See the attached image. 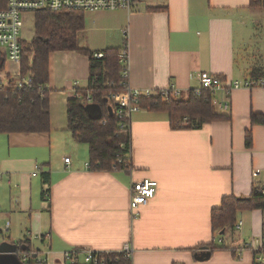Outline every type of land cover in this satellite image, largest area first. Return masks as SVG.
Masks as SVG:
<instances>
[{
  "label": "crops",
  "instance_id": "obj_1",
  "mask_svg": "<svg viewBox=\"0 0 264 264\" xmlns=\"http://www.w3.org/2000/svg\"><path fill=\"white\" fill-rule=\"evenodd\" d=\"M248 5L249 0H138L133 12H90L79 32L82 42L77 40L100 53L123 49L126 38L129 88L172 85L186 97L199 86L201 71L227 81L264 76V48L254 27L261 9ZM17 73L5 57L0 86L15 81ZM88 73L87 56L51 52L50 130L0 133V264H20V247L34 264H83V249L122 252L125 245L131 264L260 262L262 252L254 251L264 236L262 210L238 212L240 226L224 233L212 231L210 215L223 197L247 198L253 187H264V125L250 121L253 113L264 115V87L233 89L226 112L218 94L215 109L229 120L198 129H173L166 112L140 107L129 123L130 168L90 171L88 146L73 139L66 117V102L87 87ZM248 129L251 147L245 145ZM57 147H70L74 156ZM144 177L158 187L132 215L130 186ZM210 243L221 248L197 259L195 253Z\"/></svg>",
  "mask_w": 264,
  "mask_h": 264
},
{
  "label": "trees",
  "instance_id": "obj_2",
  "mask_svg": "<svg viewBox=\"0 0 264 264\" xmlns=\"http://www.w3.org/2000/svg\"><path fill=\"white\" fill-rule=\"evenodd\" d=\"M6 0H0V9ZM249 8L264 9V0H249ZM34 14V39L21 40L20 75L30 76V83L15 86L13 79L0 86V133H37L50 130L49 94V56L54 51H75L89 60L88 84L86 88L76 89L78 96L66 102L67 130L76 142L88 146V169L90 171H112L128 169L129 159L117 163L116 154L128 153L131 135L122 129L121 124L130 123L119 113V106L110 94L122 93L128 84L123 77L124 65L119 54L126 50L107 48L101 57L78 44L77 37L85 28L84 11L80 10H39ZM4 54H0V69L4 67ZM88 97V98H87ZM139 107L153 111L166 112L173 129H198L204 123L229 120V116L218 112L213 104V96L207 89L195 93L189 90L186 97L165 100L159 95L139 96ZM251 125H264L263 114H251ZM251 130H246L245 145L251 147ZM116 162L115 167L113 163ZM260 209L264 212V195L261 188L253 187L247 198L223 197L217 207L211 210L210 221L213 232L224 233L234 230L237 214L240 211ZM28 244V241L26 242ZM29 245V244H28ZM207 250L197 251L195 257L206 259L220 246L210 243ZM27 250L29 248L27 247ZM24 251L16 248L15 253ZM255 254L258 251H254ZM20 264H34L22 261ZM125 252H110L109 264H131ZM254 264H264L254 261Z\"/></svg>",
  "mask_w": 264,
  "mask_h": 264
},
{
  "label": "built area",
  "instance_id": "obj_3",
  "mask_svg": "<svg viewBox=\"0 0 264 264\" xmlns=\"http://www.w3.org/2000/svg\"><path fill=\"white\" fill-rule=\"evenodd\" d=\"M138 0H6L5 6L0 9V54H4L8 60L13 62L18 67L17 79L15 80V86L20 88L22 85H28L30 83V76L20 75V61H21V40L20 37V17L23 14L34 13L39 10H80L95 12L100 10H116L122 9L127 12H133L136 10ZM96 57H101L102 53H95ZM119 61L124 65L122 75L127 80V53L126 50H122L119 54ZM199 86L194 89L195 93H199L202 89H207L211 92L213 98L214 95L223 94L222 100L218 103V106L222 111L229 110V95L233 89L240 87H264V76L248 79H235L224 80L220 76L212 74L207 71H201L198 73ZM183 93L180 89L174 86H167L158 90L153 89H132L127 86L126 90L122 93L110 94L116 104L119 106V113L123 116L124 120H129L131 114L137 111L140 107L137 102L139 96L159 95L161 98L168 100L170 98L179 99L182 98ZM74 96H78L75 92ZM88 98V97H87ZM122 129L125 131V127H128L126 131H129V124L122 123ZM117 163H121L122 159H129V152L123 154H116ZM64 162L69 163V157H65ZM116 162L113 163L115 167ZM88 166V164H87ZM130 168V167H129ZM128 168V169H129ZM259 173V169L252 171V176H256ZM36 172L33 171L32 175ZM158 187L156 180L144 177L140 180L134 181L130 186V200L129 210L132 215H135L138 208L145 205L149 199H151ZM261 192L264 195V187L261 188ZM237 227L240 223L236 224ZM83 264H109L110 260L108 254L110 252H98L90 249H83ZM255 251L262 252V255L258 257L260 262H264V236L258 243ZM129 256L128 247L124 246V251ZM18 256L23 261L30 259V253L26 251H19ZM72 263H78L77 257L74 254L67 253L65 255ZM34 258V256H33ZM37 262H40L37 260ZM42 262V261H41ZM43 263V262H42Z\"/></svg>",
  "mask_w": 264,
  "mask_h": 264
},
{
  "label": "rangeland",
  "instance_id": "obj_4",
  "mask_svg": "<svg viewBox=\"0 0 264 264\" xmlns=\"http://www.w3.org/2000/svg\"><path fill=\"white\" fill-rule=\"evenodd\" d=\"M84 15H85V25L87 24V17H90L91 13L88 12V11H84ZM20 24H21V29H20V37L26 41H31L34 39V28H33V24H34V14L33 13H27V14H23L21 17H20ZM88 25H89V21H88ZM87 27V26H86ZM254 27H255V32L257 34V38L259 39L260 42V45L262 46V48H264V9H261L257 12V16L256 18H254ZM80 35V33H79ZM77 39L80 41L82 40L81 38V35H80V39L79 37H77ZM77 40V41H78ZM82 42V41H80ZM59 54L57 53L56 54V57L58 56ZM59 59V58H57ZM16 65V64H15ZM17 66V65H16ZM184 96V95H183ZM182 96V97H183ZM218 96V94L216 93L214 95V99ZM59 151H64L66 152V154H69L71 155V157H73V153L70 151V147H67V148H63V147H57ZM224 241L226 242V244L230 245L232 244V241H231V235L230 233L226 234L224 236ZM217 243H219V240L217 239L216 240ZM79 255V262L80 263H83L82 260H83V257H84V254L83 253H78Z\"/></svg>",
  "mask_w": 264,
  "mask_h": 264
}]
</instances>
